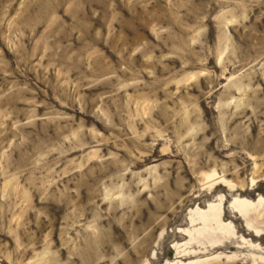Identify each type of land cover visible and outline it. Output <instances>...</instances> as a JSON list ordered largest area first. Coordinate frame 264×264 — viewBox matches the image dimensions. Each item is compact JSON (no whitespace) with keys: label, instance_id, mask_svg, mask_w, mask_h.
<instances>
[{"label":"rangeland","instance_id":"rangeland-1","mask_svg":"<svg viewBox=\"0 0 264 264\" xmlns=\"http://www.w3.org/2000/svg\"><path fill=\"white\" fill-rule=\"evenodd\" d=\"M0 264H264V0H0Z\"/></svg>","mask_w":264,"mask_h":264},{"label":"bare ground","instance_id":"bare-ground-1","mask_svg":"<svg viewBox=\"0 0 264 264\" xmlns=\"http://www.w3.org/2000/svg\"><path fill=\"white\" fill-rule=\"evenodd\" d=\"M249 203H242L241 204V206L239 207L240 209H241V216L243 217L244 215H246V210L247 209H249V205H248ZM213 209V211H215L216 210V208H212ZM218 210V213H219V209H217ZM218 217H219V215H218ZM246 217V216H245ZM245 217H243V218H245ZM207 221V219L206 218H203V220H202V222H206ZM220 227H221V229H224V227L222 226V225H220Z\"/></svg>","mask_w":264,"mask_h":264}]
</instances>
